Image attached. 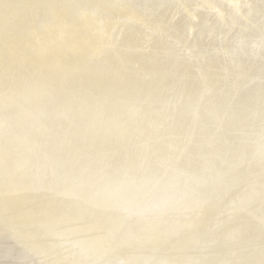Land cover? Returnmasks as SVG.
<instances>
[{
	"label": "bare ground",
	"instance_id": "6f19581e",
	"mask_svg": "<svg viewBox=\"0 0 264 264\" xmlns=\"http://www.w3.org/2000/svg\"><path fill=\"white\" fill-rule=\"evenodd\" d=\"M0 264H264V0H0Z\"/></svg>",
	"mask_w": 264,
	"mask_h": 264
}]
</instances>
